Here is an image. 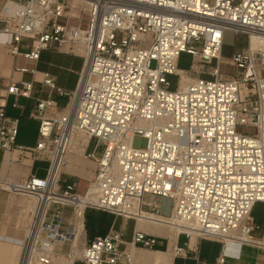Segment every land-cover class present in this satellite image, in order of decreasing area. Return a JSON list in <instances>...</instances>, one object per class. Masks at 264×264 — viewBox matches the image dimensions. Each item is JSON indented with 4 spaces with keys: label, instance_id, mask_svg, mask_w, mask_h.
Returning <instances> with one entry per match:
<instances>
[{
    "label": "built area",
    "instance_id": "obj_1",
    "mask_svg": "<svg viewBox=\"0 0 264 264\" xmlns=\"http://www.w3.org/2000/svg\"><path fill=\"white\" fill-rule=\"evenodd\" d=\"M227 30L248 36L229 59L231 74L221 69ZM0 33L11 36L14 55L38 61L44 49H66L84 57L74 90L42 71L50 93L30 112L40 122L34 146L17 144L20 118L1 101L14 95L13 106H21L18 97L31 96L33 82L11 81L0 94V152L49 162L44 176L0 178V188L34 200L22 263L28 255L49 263L57 242L73 240L67 207L74 216L83 206L84 213L91 207L170 226L187 236L175 255L196 253L192 240L205 236L254 242L245 235L255 238L251 213L264 202V0H0ZM23 37L33 38L30 51L21 50ZM183 52L193 56L189 70L178 67ZM243 125L256 131L242 132ZM79 133L88 136L84 156L97 164L83 193L76 180L62 178ZM137 135L146 147L133 146ZM161 197L172 198L169 213ZM123 235L97 236L77 260L130 264L131 248L119 247ZM157 241L136 228L131 244L154 248Z\"/></svg>",
    "mask_w": 264,
    "mask_h": 264
},
{
    "label": "crops",
    "instance_id": "obj_2",
    "mask_svg": "<svg viewBox=\"0 0 264 264\" xmlns=\"http://www.w3.org/2000/svg\"><path fill=\"white\" fill-rule=\"evenodd\" d=\"M11 43V36L0 33V94L5 93L6 86L11 81L33 82L31 96H19V107L13 106L15 101L14 95H8L5 100L6 112L10 116L20 118L19 134L17 136V144L34 146L38 140L39 120L30 117V112L34 107L37 98H46L50 93V88L43 84L42 71L50 70L56 75L60 85H65L63 79L57 72L58 66H63L64 60L69 61L70 52L66 49L54 50L44 49L41 53L40 60L26 58L21 54H12L8 46ZM33 38L23 37L20 48L22 51H30L32 49ZM7 45V46H5ZM76 55V54H73ZM71 59V58H70ZM70 70H73L71 61L69 62ZM25 66L29 69L37 68L36 74L29 72L22 73L16 70V67ZM83 65L77 70V80L72 87H65L71 90L77 88L80 80ZM63 81V82H62ZM58 103L63 106L67 102V98L57 96ZM18 152L16 150H3L0 152V178L9 180H25L32 173L39 175L40 169L35 168L34 160L27 154L21 161H16ZM68 162V160H67ZM85 170L80 172L78 168L72 166L63 170L62 178L74 179L78 183V191L84 192L93 178L97 164L95 160L87 159ZM67 164V163H66ZM74 170V171H73ZM47 172V169H46ZM46 174V173H45ZM149 199H156V196H148ZM161 201V198H159ZM34 200L21 194L0 188V237L13 236L15 232L23 234L24 227L18 226V221H25V225L29 224L24 205ZM34 206V205H33ZM65 216L68 221L74 220L75 216L72 208H65ZM26 217V218H25ZM91 218L94 227L92 230L88 228V221ZM7 224V225H5ZM3 225V227H2ZM85 225V244L92 241L97 236H104L111 230H122L124 232L123 240L119 243L121 249L131 248L133 258L130 264H197L198 261L216 262L219 258L224 257L221 264H264V248L262 246L240 244L233 241H224L221 238H213L205 236L192 240L197 246L198 251L189 256L175 255L173 247L176 244L182 245L187 241L185 234H177L175 237L174 229L170 226L155 224L148 220L136 221L132 218H126L116 215L112 212L100 210L96 208H87L84 213ZM2 227V228H1ZM144 229L150 234L158 237V241L154 248H146L138 245H132L131 240L135 229ZM261 236H255L257 239H263ZM173 237V238H172ZM84 244V245H85ZM55 250L62 246L61 243L55 244ZM75 264H86L81 260H77Z\"/></svg>",
    "mask_w": 264,
    "mask_h": 264
},
{
    "label": "rangeland",
    "instance_id": "obj_3",
    "mask_svg": "<svg viewBox=\"0 0 264 264\" xmlns=\"http://www.w3.org/2000/svg\"><path fill=\"white\" fill-rule=\"evenodd\" d=\"M247 44H248L247 34L242 33V32L235 33L231 30L226 31L225 41H224V46H223L224 61L221 65V69L224 74L234 73L235 67L229 64V59L233 56V53L236 50H241L243 47L247 46ZM70 58L68 59L69 61L64 60L63 66H58L57 68V72L60 74V76L63 79L65 78V82H64L65 85H62L63 87H66V86L72 87L74 85V83L77 80V74H78L77 70L84 63V57L82 55L70 54ZM70 61L72 63L73 70H70L68 68L70 66V63H69ZM192 62H193V56L187 52H183L180 55V58L178 61V67L183 70H189ZM215 62L216 60H214V64ZM169 80L171 81V88L176 89L179 83V76L175 74L169 75ZM238 129L246 133H254L256 131L255 127H250V126H245V125L239 126ZM95 142H96V139L92 140V145H94ZM147 143H148V139L141 135L135 136L133 140V146L138 147V148L146 147ZM84 159L87 160L86 157H84ZM48 165H49V162L43 161V160H39L35 163V168L40 169L39 176L45 175ZM161 202L163 205L162 211L165 213H169L172 207V202H173L172 198L161 197ZM251 215L253 218V222L256 226V229L253 231V235L261 236L264 233V202L263 201H257L254 204ZM88 228L89 230H92L93 228H95L94 224L92 223L91 218L88 221ZM72 249H73V240H70V241L63 243L62 246L59 247V249L56 251L59 253H62L66 259H69L72 254ZM76 261H77V257L74 260V264Z\"/></svg>",
    "mask_w": 264,
    "mask_h": 264
},
{
    "label": "bare ground",
    "instance_id": "obj_4",
    "mask_svg": "<svg viewBox=\"0 0 264 264\" xmlns=\"http://www.w3.org/2000/svg\"><path fill=\"white\" fill-rule=\"evenodd\" d=\"M189 77L184 76L182 79V84H184ZM88 141V136L83 133H79L75 136L71 150L67 156V164L63 167V169L71 168L72 166L78 168L80 172L85 170L86 159H84V147ZM74 171V170H73ZM94 174V173H93ZM15 181H18L17 179ZM24 205V212H26L27 219L29 221L31 216V210L33 208L34 203L32 201L28 202ZM153 217V215H151ZM26 218V217H25ZM149 222H153L149 219ZM143 221V220H142ZM19 227H24L25 231L23 234L19 232H15L13 236H5L0 237V264H74V260L76 257L80 256L82 253V249L85 244V225H84V212L83 206H80L77 209L74 218V237H73V249L72 254L69 259H66L62 253L53 251L52 260L49 263H40L36 260L33 255H28L23 263H22V253L24 249L25 237L27 234L28 224L25 225V221H18ZM174 229V228H173ZM175 237L178 234V231L174 229ZM236 235V234H234ZM248 240H254V242H246L244 240H240L237 238L226 237V241H233L242 244H250L256 246H262L264 248V237L263 239H257L250 236L245 235ZM173 238V237H172ZM194 240V239H193ZM82 245V246H81ZM56 246V245H54Z\"/></svg>",
    "mask_w": 264,
    "mask_h": 264
}]
</instances>
